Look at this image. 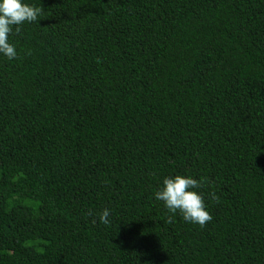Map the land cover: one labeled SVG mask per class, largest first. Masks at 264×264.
Wrapping results in <instances>:
<instances>
[{
  "label": "trees",
  "instance_id": "1",
  "mask_svg": "<svg viewBox=\"0 0 264 264\" xmlns=\"http://www.w3.org/2000/svg\"><path fill=\"white\" fill-rule=\"evenodd\" d=\"M26 2L0 56V264H264V0ZM175 174L205 178L203 226L154 198Z\"/></svg>",
  "mask_w": 264,
  "mask_h": 264
},
{
  "label": "clouds",
  "instance_id": "2",
  "mask_svg": "<svg viewBox=\"0 0 264 264\" xmlns=\"http://www.w3.org/2000/svg\"><path fill=\"white\" fill-rule=\"evenodd\" d=\"M41 8L26 2V0H0V56L9 60L17 56L15 45L9 42V36L20 31L23 23L37 22ZM205 183V178L199 179L190 174H175L165 176L154 193L156 200L162 201L165 208L172 213H178L183 220L203 226L211 220L203 195L197 191ZM216 199L215 194H210ZM110 210L103 209L98 216L101 224L110 223ZM171 219V217H170Z\"/></svg>",
  "mask_w": 264,
  "mask_h": 264
}]
</instances>
